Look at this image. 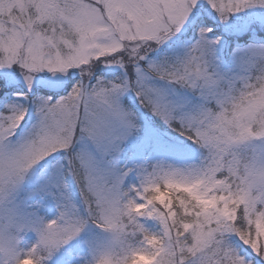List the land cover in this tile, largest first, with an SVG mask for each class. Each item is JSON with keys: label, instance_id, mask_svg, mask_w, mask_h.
I'll list each match as a JSON object with an SVG mask.
<instances>
[{"label": "snow or ice", "instance_id": "obj_1", "mask_svg": "<svg viewBox=\"0 0 264 264\" xmlns=\"http://www.w3.org/2000/svg\"><path fill=\"white\" fill-rule=\"evenodd\" d=\"M255 9L0 0V264H264Z\"/></svg>", "mask_w": 264, "mask_h": 264}, {"label": "rangeland", "instance_id": "obj_2", "mask_svg": "<svg viewBox=\"0 0 264 264\" xmlns=\"http://www.w3.org/2000/svg\"><path fill=\"white\" fill-rule=\"evenodd\" d=\"M215 21H217L220 31L229 36L242 37L248 32L264 34V10L255 9L241 13L234 17L230 25L221 24L218 20ZM168 137L174 140V138Z\"/></svg>", "mask_w": 264, "mask_h": 264}, {"label": "trees", "instance_id": "obj_3", "mask_svg": "<svg viewBox=\"0 0 264 264\" xmlns=\"http://www.w3.org/2000/svg\"><path fill=\"white\" fill-rule=\"evenodd\" d=\"M213 25L216 26L218 25L216 22L213 21ZM216 32L222 36H224L225 41L229 45V47H235L237 43L239 44H245L248 42V38L252 36H259V37H264V34L261 32H248V34L242 36V37H234V36H228L220 31L219 25L216 27ZM168 136L176 139V134L171 132V130H168L166 133Z\"/></svg>", "mask_w": 264, "mask_h": 264}]
</instances>
